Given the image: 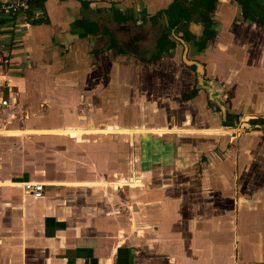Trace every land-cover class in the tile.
Segmentation results:
<instances>
[{"label":"crops","instance_id":"1","mask_svg":"<svg viewBox=\"0 0 264 264\" xmlns=\"http://www.w3.org/2000/svg\"><path fill=\"white\" fill-rule=\"evenodd\" d=\"M192 1L2 19L0 264H264V26L214 0L160 51Z\"/></svg>","mask_w":264,"mask_h":264},{"label":"trees","instance_id":"2","mask_svg":"<svg viewBox=\"0 0 264 264\" xmlns=\"http://www.w3.org/2000/svg\"><path fill=\"white\" fill-rule=\"evenodd\" d=\"M181 1V0H178ZM242 6L243 14L246 19L258 24H264V5L258 0H236ZM214 10V0H194L183 6L182 3L175 2L166 13L169 15V23L163 27V32L158 39V47L160 51H166L175 46V42L171 40L172 32H178L186 22L190 21L192 14L200 15L202 18L209 17V13ZM206 20V19H204ZM261 20V21H260ZM206 27L210 28V19L206 23ZM186 39L191 36L186 32Z\"/></svg>","mask_w":264,"mask_h":264},{"label":"built area","instance_id":"3","mask_svg":"<svg viewBox=\"0 0 264 264\" xmlns=\"http://www.w3.org/2000/svg\"><path fill=\"white\" fill-rule=\"evenodd\" d=\"M30 0H0V24L2 19L17 15L22 10L28 8ZM0 34H1V26H0ZM5 65V59L3 58L2 54V45L0 43V66ZM8 100L3 99L1 101V105H7ZM24 189L28 191L34 197H41L44 191V185L40 182H26L24 183Z\"/></svg>","mask_w":264,"mask_h":264},{"label":"rangeland","instance_id":"4","mask_svg":"<svg viewBox=\"0 0 264 264\" xmlns=\"http://www.w3.org/2000/svg\"><path fill=\"white\" fill-rule=\"evenodd\" d=\"M261 21V20H260ZM258 24H260V26L261 27H263L264 26V24H262L261 22H259ZM175 53V52H174ZM182 51L181 50H179V51H177L175 54H173V55H171L172 57L171 58H174V57H176V59H177V62L179 63V64H181V66L183 65V64H185V61H183V59H182ZM186 65V64H185ZM202 66H203V64H202Z\"/></svg>","mask_w":264,"mask_h":264},{"label":"water","instance_id":"5","mask_svg":"<svg viewBox=\"0 0 264 264\" xmlns=\"http://www.w3.org/2000/svg\"><path fill=\"white\" fill-rule=\"evenodd\" d=\"M88 14L90 15L91 14V12H88ZM94 18H98V17H101V16H99V14L97 15V16H93ZM96 21V20H95ZM178 40H180L181 42H182V40L181 39H178ZM188 63H190V61H188V60H186ZM196 66L198 67V69H200V72L202 71V67H201V65H199V64H196Z\"/></svg>","mask_w":264,"mask_h":264}]
</instances>
